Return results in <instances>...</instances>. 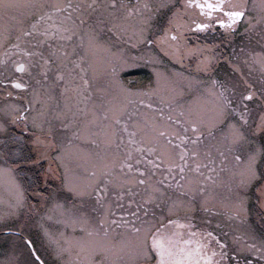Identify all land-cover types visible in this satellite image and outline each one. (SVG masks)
Returning <instances> with one entry per match:
<instances>
[{
    "label": "rangeland",
    "instance_id": "374dc122",
    "mask_svg": "<svg viewBox=\"0 0 264 264\" xmlns=\"http://www.w3.org/2000/svg\"><path fill=\"white\" fill-rule=\"evenodd\" d=\"M196 5L0 0V79L26 85L0 140L29 131L0 146V264H150L174 231L264 264V0H227L220 36Z\"/></svg>",
    "mask_w": 264,
    "mask_h": 264
},
{
    "label": "flooded vegetation",
    "instance_id": "af4514ba",
    "mask_svg": "<svg viewBox=\"0 0 264 264\" xmlns=\"http://www.w3.org/2000/svg\"><path fill=\"white\" fill-rule=\"evenodd\" d=\"M188 2H192V1H195L196 3H197V5L198 4H200V3H204L205 2V0H187ZM226 1L227 0H223V6H224V4L226 3ZM207 2H211V3H218L219 2V0H207ZM198 9H199V11L202 13V14H204L206 17H207V19L205 18V20H203V22L204 23H202V21L201 20H198V21H195V23H194V26L196 25V24H205V25H207L205 28H203V31L204 32H202L203 34H211V35H215V36H220V35H225V28L227 27V26H233V23L234 22H232L231 24H229L227 21H228V18H227V16L225 15V13L227 12V11H237V10H235V9H232V8H230L229 6H224V12H221V11H219V10H201L199 7H198ZM207 11H212V15L211 16H208L207 15ZM241 18V17H240ZM217 19H221V20H225V24L224 25H220V24H218V23H216V20ZM239 19V18H238ZM238 19H236L235 21H237ZM243 19V18H242ZM196 27V26H195ZM238 27H239V25H238ZM237 26L235 27V28H238ZM200 30H202V29H200ZM233 34L231 35L232 37L231 38H233L234 37V35H235V33H236V31H237V29L236 30H230ZM243 31V30H242ZM241 30H238V33L239 32H242ZM201 32V31H200ZM15 82H18L19 83V85H22V86H17V87H13L14 89L12 90L10 87H9V85H14L15 84ZM15 85H17V84H15ZM25 84L24 83H22V76H20V75H17V77L16 76H14V75H12V77H8L7 79H0V96H2V97H6L7 95H9V91L11 92V93H13V94H15L14 92H12V91H14V90H16V92L18 91H21L22 92V95L24 94V89H25ZM24 87V88H23ZM21 89V90H20ZM249 93H251V95H252V92L251 91H248L247 92V94H246V96L249 98L250 96H249ZM11 96V95H10ZM22 96H17V97H14V99L15 100H17V101H22V98H21ZM23 118H20V120H19V123L22 125L23 124ZM6 125L8 126V127H6L5 128V130H2V135H3V139H1L0 140V146H3L1 143H2V141L3 140H5L7 137H10V128H9V124H8V121H7V123H6ZM22 127H20L19 129H18V131L19 132H22V133H25V129H24V126H23V128L21 129ZM1 134V133H0ZM214 211H215V209H213L212 210V212H213V214H214ZM133 214H134V212H133ZM216 216V215H215ZM220 216V215H219ZM132 218H133V216H132ZM196 221H197V223L198 224H200L199 222L200 221H202V219L199 217V216H197L196 217ZM214 223V222H213ZM126 226H130V224H128V225H126ZM219 230H221V232H226V231H222V228H219ZM227 230V232H226V234H224V233H222V235L223 236H221L220 234H219V232H215L214 230H212V229H207V231L208 232H211L213 235H215V236H219L220 238H221V241L223 240V241H225L224 239H230L231 237H229L230 235L232 236L233 234H232V232H230L229 231V229H226ZM167 234H165V233H158V234H156L158 237H160L165 243H170L171 244V246L174 248V250L175 251H178L181 247H183V248H186V249H188V248H191V249H195V245H196V242H199V243H201V244H203V242L201 241V239H200V236H201V233H196V234H198V237H199V239H196V238H194V236L192 235V236H189V237H186L185 235H184V237L183 238H180V239H178L177 238V232H173V234H176L174 237H172V235L170 234H168V232H166ZM229 233V234H228ZM150 241L152 242V238L150 239ZM184 241H192V243L191 244H184V243H182V242H184ZM245 241V240H244ZM249 242H253V241H249ZM248 242V243H249ZM248 243H247V245H248ZM228 244H230L229 242H228ZM206 252H207V255L209 256V258H210V261H211V264H219V262L216 260V258H215V255H212V250H211V248H210V245L209 244H207V248H206V250H205ZM209 251H211L212 253H210ZM226 251L227 250H225V253H226ZM229 251V250H228ZM227 251V252H228ZM203 252L201 253V256H203ZM235 253H234V251H231V252H229V253H227L226 254V256H224V258L225 259H228V257H230V256H233ZM151 256H152V260H150V261H152L150 264H157V262H158V256H157V253H156V250L155 249H153V251H152V255L150 254V258H151ZM252 258H255V259H258V258H256V257H252ZM251 257L249 258L248 256H244V258L241 260V264H250V263H252V264H257V263H254V262H252L250 259H252ZM146 259H148L147 257H146ZM236 262L238 263V261L236 260ZM231 263V262H230ZM199 264H209V261L208 260H205V259H203Z\"/></svg>",
    "mask_w": 264,
    "mask_h": 264
},
{
    "label": "snow or ice",
    "instance_id": "6c2138e0",
    "mask_svg": "<svg viewBox=\"0 0 264 264\" xmlns=\"http://www.w3.org/2000/svg\"><path fill=\"white\" fill-rule=\"evenodd\" d=\"M196 6L199 7L201 10L210 9V10H219L221 12H224L223 0H219L218 3H211L205 0L204 3H200ZM207 15L211 16L212 11H207ZM225 15L228 18L227 22L231 24L242 15V12L227 11ZM216 23L220 25H224L226 22L225 20L217 19ZM195 26L199 29H203L207 25L196 24ZM149 43H151V41H149ZM18 86H22V85H18ZM249 96H251V93H249ZM193 127H195V125H193ZM193 155H195V153H193ZM181 171H183L182 168ZM157 232H159V229L157 230ZM211 235H212L211 233H205V236L209 238H211ZM182 243L191 244L192 241H184ZM151 247L156 250L158 256L157 264H199V259L201 258L208 260L209 264H211L210 258L207 255V252L205 251L207 245L201 244L199 242H196L195 249H191V248L186 249L181 247L178 251H175L170 243H165L160 237H158L157 235H153ZM202 252L204 253L203 256H201ZM212 255H215V253L213 252Z\"/></svg>",
    "mask_w": 264,
    "mask_h": 264
},
{
    "label": "water",
    "instance_id": "95a60500",
    "mask_svg": "<svg viewBox=\"0 0 264 264\" xmlns=\"http://www.w3.org/2000/svg\"><path fill=\"white\" fill-rule=\"evenodd\" d=\"M19 68H21V67H19Z\"/></svg>",
    "mask_w": 264,
    "mask_h": 264
},
{
    "label": "trees",
    "instance_id": "16d2710c",
    "mask_svg": "<svg viewBox=\"0 0 264 264\" xmlns=\"http://www.w3.org/2000/svg\"><path fill=\"white\" fill-rule=\"evenodd\" d=\"M218 66V65H217Z\"/></svg>",
    "mask_w": 264,
    "mask_h": 264
}]
</instances>
